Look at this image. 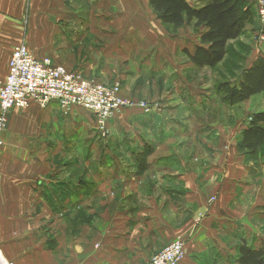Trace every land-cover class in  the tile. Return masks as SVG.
Here are the masks:
<instances>
[{
	"label": "crops",
	"instance_id": "crops-1",
	"mask_svg": "<svg viewBox=\"0 0 264 264\" xmlns=\"http://www.w3.org/2000/svg\"><path fill=\"white\" fill-rule=\"evenodd\" d=\"M246 1L254 16L239 38L251 48L244 69L264 58V44L254 49L263 29L256 0ZM199 33L164 25L150 0H0V84L13 50L25 45L37 60L151 102L149 112L115 114L103 135L96 115L80 107L31 102L7 112L6 260L148 264L181 239V264H236L243 244L264 249V144L255 154L243 146L264 94L223 102L190 59Z\"/></svg>",
	"mask_w": 264,
	"mask_h": 264
},
{
	"label": "built area",
	"instance_id": "built-area-1",
	"mask_svg": "<svg viewBox=\"0 0 264 264\" xmlns=\"http://www.w3.org/2000/svg\"><path fill=\"white\" fill-rule=\"evenodd\" d=\"M260 17L264 19V0H259ZM31 102L45 107L58 102L69 111L80 107L96 115L97 126L103 134L108 133L112 117L124 110L140 107L145 112L151 108L136 103L122 95L119 84L108 87L87 80L79 73L56 65L51 59L37 60L25 45L13 50L6 80L0 84V158L4 141L2 133L7 124V112L13 108H27ZM186 256L185 244L176 239L154 256L148 264H181ZM0 264H14L0 252Z\"/></svg>",
	"mask_w": 264,
	"mask_h": 264
},
{
	"label": "trees",
	"instance_id": "trees-1",
	"mask_svg": "<svg viewBox=\"0 0 264 264\" xmlns=\"http://www.w3.org/2000/svg\"><path fill=\"white\" fill-rule=\"evenodd\" d=\"M200 7L188 0H150L152 9L164 25L174 30L193 26L201 35V46L190 55L199 68H215L224 62L229 43L241 37L254 16L246 0H197ZM242 79L234 85L223 82L216 86L223 102L229 105L249 101L264 94V58H258L242 72ZM264 112L249 118V128L244 132L243 146L255 154L264 144ZM236 264H264V249H254L247 244L240 247Z\"/></svg>",
	"mask_w": 264,
	"mask_h": 264
},
{
	"label": "rangeland",
	"instance_id": "rangeland-1",
	"mask_svg": "<svg viewBox=\"0 0 264 264\" xmlns=\"http://www.w3.org/2000/svg\"><path fill=\"white\" fill-rule=\"evenodd\" d=\"M255 5L257 6V18L263 28L262 30L260 29L261 31L258 30V32L260 33H258L255 39L254 49L256 51L255 52V56H256V54L258 53L260 54L263 52L262 47H258V46H261L264 44V19L260 17L261 9H260L259 0H256ZM169 27L171 28V26ZM239 38L229 43L228 53L223 63H221L215 68H208L207 70L205 68H201V70L195 71L197 74L196 76L201 75L202 77H208L209 88H216V86H218L219 84L223 82H230L234 85H237L241 81L242 79L241 75L246 66L247 59L251 56V48L245 45L244 42ZM193 79H196V78H193ZM198 79H202V78H198ZM114 85H106V86L112 87ZM122 95L126 97L124 93ZM126 98L136 103L138 102L145 103L149 107H151V104H150L151 102L147 101L146 99H138V98L136 99L132 97H126ZM97 129L100 132V134L103 135L102 132L99 130L98 126H97Z\"/></svg>",
	"mask_w": 264,
	"mask_h": 264
}]
</instances>
